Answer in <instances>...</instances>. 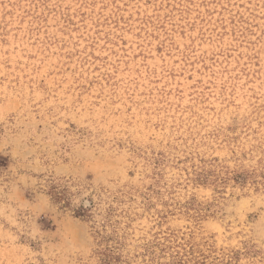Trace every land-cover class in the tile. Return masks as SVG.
<instances>
[{
  "label": "rangeland",
  "instance_id": "rangeland-1",
  "mask_svg": "<svg viewBox=\"0 0 264 264\" xmlns=\"http://www.w3.org/2000/svg\"><path fill=\"white\" fill-rule=\"evenodd\" d=\"M66 181L120 264H264V0H0V264H102Z\"/></svg>",
  "mask_w": 264,
  "mask_h": 264
},
{
  "label": "trees",
  "instance_id": "trees-1",
  "mask_svg": "<svg viewBox=\"0 0 264 264\" xmlns=\"http://www.w3.org/2000/svg\"><path fill=\"white\" fill-rule=\"evenodd\" d=\"M48 193L53 202L63 208L70 209L74 216L90 222L92 232L98 243L97 253L102 264H120L122 255L117 246L118 241L114 238L115 231L113 230V233L108 232V229L113 226L109 215L110 213L106 212V214H101L93 199H89V204L80 202L78 206H72L73 192L67 184V181L51 184ZM98 215H100L99 218L97 217Z\"/></svg>",
  "mask_w": 264,
  "mask_h": 264
}]
</instances>
